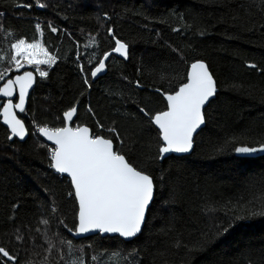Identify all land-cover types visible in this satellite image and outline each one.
Instances as JSON below:
<instances>
[{"label":"trees","instance_id":"obj_1","mask_svg":"<svg viewBox=\"0 0 264 264\" xmlns=\"http://www.w3.org/2000/svg\"><path fill=\"white\" fill-rule=\"evenodd\" d=\"M17 38L41 40L57 59L47 77H37L20 116L28 139L11 141L0 119V248L15 264H94L93 256L111 253L120 257L113 264H264V207L253 199L264 191V153L236 151L264 144V0H0L3 75L15 68L9 58ZM116 39L128 57L112 55L105 75L92 78ZM197 61L208 64L218 87L206 126L190 156L161 161V135L140 109L167 110L164 95L187 82ZM72 107L73 127L112 139L154 181L145 226L131 242L77 241L68 230L78 224L74 190L50 166L54 147L38 127L65 126ZM61 236L72 241L71 253ZM0 264L13 262L0 254Z\"/></svg>","mask_w":264,"mask_h":264},{"label":"snow or ice","instance_id":"obj_2","mask_svg":"<svg viewBox=\"0 0 264 264\" xmlns=\"http://www.w3.org/2000/svg\"><path fill=\"white\" fill-rule=\"evenodd\" d=\"M40 6L43 7L42 4ZM35 27L37 31H40L39 23ZM52 31L56 29L52 28ZM109 35H112L111 30ZM17 41L11 44L14 55L9 58L15 64L16 70L19 71L25 65L35 66L40 77H47L48 72L42 70L40 66H51L56 62L57 57L50 54L44 43L26 42L22 38H17ZM112 51L124 58L128 57L127 45L118 39ZM81 55L77 53L78 60ZM110 55L111 52L103 53L102 59L95 62L96 66L91 70L92 78H96L105 70V62ZM250 67L255 66L250 65ZM81 71L83 72V65ZM3 79L4 76L0 73V80ZM33 81V71H25L22 75H16L14 79L8 78L0 87V96L8 98L6 102H0V108H2L0 116L3 118V124L7 125L11 131L10 139L18 137L23 140L26 135L25 124L18 118L15 110L20 113L25 112L26 96ZM84 83L89 84L87 76L84 78ZM17 86L18 100L14 103L12 97ZM215 92L216 84L206 65L196 62L191 65L187 82L174 94L164 95L167 110L153 116L146 109H140L160 130L163 140V146L159 148L161 159L164 154L187 153L192 149L193 133L204 123L202 108ZM76 113V107L64 113V119L68 125H71ZM108 131H115V129H108ZM38 133L55 145V148L51 150L50 166L57 173L67 174L74 186L75 198L78 201V226L68 229L73 235L99 231L100 233H116L127 239L141 232L146 210L154 197L153 179L134 166L119 151L114 150L112 139L92 134L88 127L41 126L38 127ZM236 151L239 153L264 152V144L259 148L241 146ZM253 199L259 201L264 207V191L257 192ZM49 210L53 215L58 212L55 204H52ZM40 223L47 226L50 221L42 217ZM58 223L63 225L64 221L58 219ZM19 239L23 238L19 237ZM47 242L51 244V241ZM60 242L66 243L71 253L72 241H66L61 236ZM50 251L51 248H49ZM0 254L15 264L16 258L7 250L0 248ZM113 258L120 259L119 254L93 256L92 261L94 264H113ZM69 264H83V260L82 258L72 259Z\"/></svg>","mask_w":264,"mask_h":264},{"label":"water","instance_id":"obj_3","mask_svg":"<svg viewBox=\"0 0 264 264\" xmlns=\"http://www.w3.org/2000/svg\"><path fill=\"white\" fill-rule=\"evenodd\" d=\"M112 55H115L116 57H118V58H120V59H125L124 57H122V56H120L118 53H115L114 51L111 53V55L109 56V59L105 62L106 63V65H107V63H108V61L110 60V58H111V56ZM197 62H202V63H204L205 65H206V67H207V69H208V71H209V73L212 75V73H211V71H210V69H209V66H208V64L207 63H205V62H203V61H197ZM194 63H196V62H194ZM190 70H191V66H190V68H189V71H188V73L190 72ZM105 71H106V68H105V70H103L101 73H99L98 75H97V77L96 78H94V79H98V78H100V77H102V76H104V73H105ZM23 73H21V74H17V75H22ZM33 74H34V81H33V84H32V86L28 89V94H27V96H26V103H25V112L27 111V109H28V104H29V99H30V97H31V95H32V93H33V91L35 90V87H36V85H37V75L33 72ZM16 76V75H15ZM15 76L12 78V79H14L15 78ZM212 77H213V80H214V82H215V84H216V92H215V94L212 96V97H210L209 98V100L205 103V105L203 106V108H202V113H203V116H204V123L203 124H201L200 125V127L199 128H197L196 129V131L193 133V141H192V143H193V146H192V149L189 151V152H187V153H168V154H164V156H163V158L162 159H160L161 161L162 160H164V159H167V158H169V157H171V156H175V157H185V156H190L191 154H192V152H193V150H194V141H195V138H196V136L205 128V126H206V118H205V110L207 109V107L210 105V103L216 98V95H217V92H218V88H217V83H216V80H215V78H214V76L212 75ZM6 83V82H5ZM3 86V85H2ZM1 86V87H2ZM18 91H19V89H18V86L16 87V89H15V92H14V96L12 97V100H13V102L15 103V102H17V100H18ZM8 98H5V97H2V96H0V101H2V102H6V100H7ZM167 102V101H166ZM76 109H77V113H76V115L73 117V122L71 123V125H68L67 124V122L65 121V119H64V121H65V126H73V123H74V121L76 120V118H77V114H78V108L76 107ZM0 111H2V108H1V110ZM16 111V114H17V116H18V118H20V116L21 115H23L24 113H20L18 110H15ZM0 119H1V123L3 124V122H2V116H0ZM21 119V118H20ZM22 120V119H21ZM24 123V122H23ZM25 124V123H24ZM8 130H9V132H10V135H11V131H10V129L8 128V126L7 125H5V124H3ZM153 125H154V127L159 131V133H160V130H159V128L153 123ZM25 127H26V125H25ZM82 127H87V126H82ZM89 128V127H88ZM90 129V128H89ZM90 132L92 133V130L90 129ZM93 134V133H92ZM40 135V134H39ZM161 135V134H160ZM28 137H29V131H28V129H27V127H26V135H25V137H24V139L23 140H21L20 138H18V137H12L10 140L11 141H13L14 139H18L20 142H24V141H26L27 139H28ZM40 137L47 143V144H49L51 147H54L55 148V145L51 142V141H48L45 137H43L42 135H40ZM161 140H162V138H161ZM162 143H163V140H162ZM114 144V143H113ZM114 150H115V144H114ZM54 169V168H53ZM54 171H55V169H54ZM56 172V171H55ZM57 173V172H56ZM57 174H59L60 176H62V177H65V178H67V179H69L70 181H71V178L70 177H68L67 176V174H60V173H57ZM152 178V177H151ZM153 183H154V181H153ZM72 184V183H71ZM72 187H73V190H74V186L72 185ZM154 198H155V184H154V197H153V200L150 202V204H149V206H148V208H147V210H146V216H145V222H146V219H147V214H148V211H149V209H150V207H151V205H152V203H153V201H154ZM77 201V200H76ZM77 204H78V201H77ZM145 222L142 224V227H141V232L140 233H138L135 237H132V238H123V237H121V236H119V234H116V233H100L99 231H94V232H90V233H86V234H81V235H73V233H72V238H74L75 240H77V241H79V240H83V239H86V238H89V237H93V236H101V237H103V238H106V237H111V238H113V237H119L121 240H123V241H125V242H131V241H133V240H135L137 237H139L140 235H141V233H142V231H143V228H144V226H145ZM77 223H78V216H77ZM77 226H78V224H77Z\"/></svg>","mask_w":264,"mask_h":264},{"label":"rangeland","instance_id":"obj_4","mask_svg":"<svg viewBox=\"0 0 264 264\" xmlns=\"http://www.w3.org/2000/svg\"><path fill=\"white\" fill-rule=\"evenodd\" d=\"M38 42H41V40L38 41ZM41 43H42V42H41ZM55 63H56V62H55ZM55 63H54V64H55ZM54 64H52L51 66H48V65H41L40 68H41L42 70H46V71L48 72L49 69L52 68V67L54 66ZM28 70H31V71L35 72V73L37 74V77H40L39 74H38V72H36V70H35V66L25 65V67H24V68H21L19 71L16 70V66H15V68H14V70H13L12 72L3 75V76H4V79H3V80H0V85L3 84V82H4L5 80H7V79L12 75V73L18 74V73H22V72H25V71H28ZM40 78H44V77H40ZM0 102H1V101H0ZM0 110H1V108H0ZM259 153L262 154V153H264V152H259V151H258V152H255V153H242V154H246V155H255V154H259Z\"/></svg>","mask_w":264,"mask_h":264},{"label":"bare ground","instance_id":"obj_5","mask_svg":"<svg viewBox=\"0 0 264 264\" xmlns=\"http://www.w3.org/2000/svg\"><path fill=\"white\" fill-rule=\"evenodd\" d=\"M107 66V65H106ZM105 73H106V71H105ZM105 73H104V75H105ZM218 88V87H217ZM62 177V176H61Z\"/></svg>","mask_w":264,"mask_h":264}]
</instances>
